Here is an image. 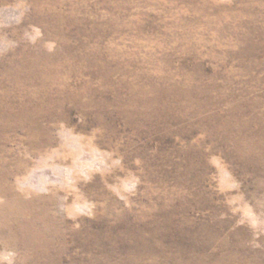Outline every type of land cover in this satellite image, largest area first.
Listing matches in <instances>:
<instances>
[{"label": "rangeland", "instance_id": "1", "mask_svg": "<svg viewBox=\"0 0 264 264\" xmlns=\"http://www.w3.org/2000/svg\"><path fill=\"white\" fill-rule=\"evenodd\" d=\"M0 264H264V0H0Z\"/></svg>", "mask_w": 264, "mask_h": 264}]
</instances>
